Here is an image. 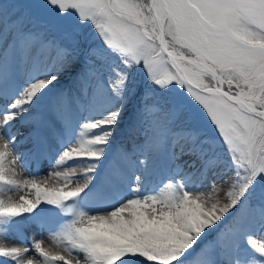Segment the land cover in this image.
<instances>
[{
    "label": "snow or ice",
    "instance_id": "6c2138e0",
    "mask_svg": "<svg viewBox=\"0 0 264 264\" xmlns=\"http://www.w3.org/2000/svg\"><path fill=\"white\" fill-rule=\"evenodd\" d=\"M11 238L0 264H264V0H0Z\"/></svg>",
    "mask_w": 264,
    "mask_h": 264
},
{
    "label": "bare ground",
    "instance_id": "6f19581e",
    "mask_svg": "<svg viewBox=\"0 0 264 264\" xmlns=\"http://www.w3.org/2000/svg\"><path fill=\"white\" fill-rule=\"evenodd\" d=\"M21 131H22V133L24 132L23 129H22ZM18 141H19V138H18ZM25 147H26L25 145H20V144L18 143V148H17V150H18L20 153H23L24 150H25ZM17 168H18V167H17ZM33 168H34V167L32 166V168H30L29 171H30V172H35ZM18 169H19V168H18ZM29 171H24V172L26 173L25 176H29ZM45 171H46V170H45ZM45 171H42L41 174L44 173ZM17 177H18V176H17ZM18 180H19V179H18ZM21 181H24V179H21ZM54 183H55L54 181H49V185H50V186H52ZM12 195H15V194H12ZM40 231H41V233H39L37 236L32 235V236H30V238L27 237V239L24 240V242H23L24 245L30 247L31 244H32V241H33V240L44 238V239H45L44 247H46V248H50V250L53 251V252L59 251V249H56V248L52 247L51 244H50V242L47 240V231H46L45 229H41V228H40ZM37 233H38L37 231H34V234H37ZM27 235H31V231H30L29 229L27 230V233H26L25 236H27ZM10 237H13V236H10ZM0 242H1V241H0ZM2 244H3L4 246L7 245V246H9V247H12V246H14V245L20 244V240H17V239H15V238H11V239H9V240L2 241ZM2 244H1V245H2Z\"/></svg>",
    "mask_w": 264,
    "mask_h": 264
},
{
    "label": "rangeland",
    "instance_id": "374dc122",
    "mask_svg": "<svg viewBox=\"0 0 264 264\" xmlns=\"http://www.w3.org/2000/svg\"><path fill=\"white\" fill-rule=\"evenodd\" d=\"M46 164V163H45ZM14 167V169H15V172H16V174H15V176H14V178L16 179V180H18V181H21V179H23V174L21 173V170L20 169H18L17 168V166H13ZM43 167V166H42ZM46 170V169H45ZM26 173L24 172V175H25ZM43 174V173H42ZM18 176V177H17ZM29 177V176H28ZM14 194V193H13ZM24 193L23 192H21V193H19V194H15V195H13V199H18L19 198V195H23ZM41 206H43V207H45L46 205H41ZM47 207V206H46ZM256 235V234H255ZM2 244V241L0 242V246H2L1 245ZM4 247H9V246H4Z\"/></svg>",
    "mask_w": 264,
    "mask_h": 264
}]
</instances>
